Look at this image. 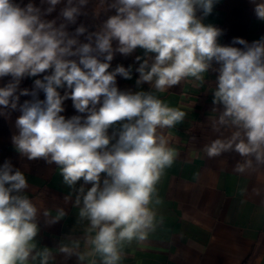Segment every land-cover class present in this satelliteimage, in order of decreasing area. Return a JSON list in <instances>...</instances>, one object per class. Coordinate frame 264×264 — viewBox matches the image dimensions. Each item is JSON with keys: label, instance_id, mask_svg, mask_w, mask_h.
<instances>
[{"label": "clouds", "instance_id": "clouds-1", "mask_svg": "<svg viewBox=\"0 0 264 264\" xmlns=\"http://www.w3.org/2000/svg\"><path fill=\"white\" fill-rule=\"evenodd\" d=\"M218 2L103 0L104 10L115 14L96 31L81 23L70 33L68 27L87 15L89 0H65L59 24L45 17L62 0H41L46 8L0 0V79L11 78L0 87V115L21 113L12 136L21 156L55 164L70 188L83 181L75 189L74 206L77 224L85 229V246L73 241L58 249L67 258L75 256L77 264H121L126 244L141 243L156 230L161 222L157 185L177 157L159 130L181 124L186 113L155 93L189 78L202 85L214 62L219 75L212 112L218 115L211 128L218 138L203 151L209 158L236 154L233 172L242 176L264 170V37L251 44L234 38L232 43L243 49L221 45L223 31L202 22ZM251 2L264 21V0ZM137 48L147 58L135 69L136 85L148 83L152 91H121L116 77L131 79L132 66L109 71L110 62L116 53L128 56ZM141 59L136 56L137 62ZM49 70L35 79L31 92L19 88L23 78ZM58 89H65L64 94ZM38 90L45 99L38 98ZM28 95L32 100L19 104L20 96ZM69 98L86 117L60 115ZM28 187L11 161L0 166V264H49L54 258L52 249L35 242L39 210L24 194ZM251 193L264 199V187L254 186ZM44 216L51 224L65 211L50 216L46 210Z\"/></svg>", "mask_w": 264, "mask_h": 264}, {"label": "crops", "instance_id": "crops-1", "mask_svg": "<svg viewBox=\"0 0 264 264\" xmlns=\"http://www.w3.org/2000/svg\"><path fill=\"white\" fill-rule=\"evenodd\" d=\"M202 22L223 31L219 37L223 46L243 49V45L232 43L234 38L251 44L264 37V21L256 17L251 0H219ZM136 56L141 61L137 62ZM136 56L130 62L111 66L109 71L118 65L132 66L131 79L117 75L118 89L152 91L148 83L136 85L139 73L135 69L147 58L140 48ZM218 68L214 62L200 86L189 78L164 93H155L170 107L184 111L186 117L174 128L159 130L177 153L175 162L165 169L157 185L161 204L156 206V212L161 222L145 241L124 246L121 264H264V199L251 193L254 186L264 187V170L242 176L233 172V165L239 159L236 154L209 158L203 151L205 145L218 138L211 128L218 115L212 112ZM47 74L51 70L36 77H25L19 88L31 92L35 79H43ZM10 79H0V87ZM58 91L63 95L65 89ZM38 98L45 99L42 90H38ZM26 100H32V96H20L19 104ZM63 107L65 110L60 115L66 119L87 115L79 113L70 98L64 101ZM20 114L13 110L7 117L0 115V166L6 160L11 161L14 169L25 175L29 187L24 194L39 210L35 242L38 248L53 250L54 258L49 264H77L75 256L67 258L58 249L61 243L73 241L85 246V229L77 224L78 209L74 206L75 189L83 181H78L75 189L70 188L55 164L49 165L43 159L30 161L16 151L12 136L17 134L15 120ZM90 187V184L85 186ZM241 189L247 191L242 193ZM61 208L65 216L48 223L44 212L47 210L50 216H55Z\"/></svg>", "mask_w": 264, "mask_h": 264}, {"label": "rangeland", "instance_id": "rangeland-1", "mask_svg": "<svg viewBox=\"0 0 264 264\" xmlns=\"http://www.w3.org/2000/svg\"><path fill=\"white\" fill-rule=\"evenodd\" d=\"M32 2L36 6L46 8L48 5L47 4H41V0H21V6L26 5L27 3ZM65 0H62V3L60 5L56 6V10L51 13L50 15L46 16L45 19L52 20V19H57V24L62 22L60 19H58L59 11L60 9L64 6ZM111 0H107V3H110ZM106 8V3H103V0H89V3L87 7L84 9V11L90 16L91 18V23L94 27V30H98L100 25L111 15L115 14V10H109L105 11L104 9ZM81 42H84L83 39H80ZM113 46H116V42H113ZM138 48L130 55L125 56L120 53H116L114 55L113 60L110 62V67L117 64V63H126L132 61L136 54H137Z\"/></svg>", "mask_w": 264, "mask_h": 264}, {"label": "trees", "instance_id": "trees-1", "mask_svg": "<svg viewBox=\"0 0 264 264\" xmlns=\"http://www.w3.org/2000/svg\"><path fill=\"white\" fill-rule=\"evenodd\" d=\"M15 2H16V3H20L21 0H15ZM20 4H21V3H20ZM81 23L84 24V25L88 28L89 31H95V30H94V27H93V25H92V23H91V18H90V16H89L88 14H87V15H82V16H80V17L78 18V20H77V24H76V25H70V26L68 27V31H69L70 33L74 32L75 28H76L77 26H79ZM79 39H83L85 43L87 42V41L84 39V36L79 37Z\"/></svg>", "mask_w": 264, "mask_h": 264}]
</instances>
